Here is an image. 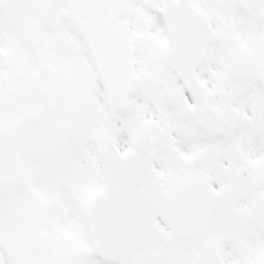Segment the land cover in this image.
I'll list each match as a JSON object with an SVG mask.
<instances>
[{
    "label": "snow or ice",
    "instance_id": "obj_1",
    "mask_svg": "<svg viewBox=\"0 0 264 264\" xmlns=\"http://www.w3.org/2000/svg\"><path fill=\"white\" fill-rule=\"evenodd\" d=\"M0 264H264V0H0Z\"/></svg>",
    "mask_w": 264,
    "mask_h": 264
}]
</instances>
